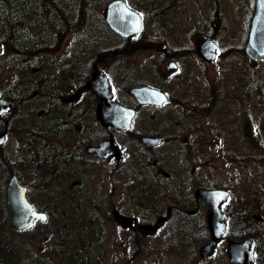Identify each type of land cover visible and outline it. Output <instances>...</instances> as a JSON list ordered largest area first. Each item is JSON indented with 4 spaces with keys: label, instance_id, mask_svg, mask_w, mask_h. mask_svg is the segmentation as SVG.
<instances>
[{
    "label": "rangeland",
    "instance_id": "obj_1",
    "mask_svg": "<svg viewBox=\"0 0 264 264\" xmlns=\"http://www.w3.org/2000/svg\"><path fill=\"white\" fill-rule=\"evenodd\" d=\"M147 1L150 5H144L146 0H128L130 4L134 3L139 8L145 7L143 9L146 10L144 26L134 37L136 38L134 42H141L136 46L145 48L131 56L128 55L127 58H130L128 66L134 68L137 66L136 74H139L137 82L149 81L161 85L173 93L176 102L167 103L152 113L145 111L143 119H151L154 123H150V127H154L161 134L173 137L178 134L180 138L184 134L188 135L189 132H192L191 129L195 128V124L188 120L200 119L199 126L210 152L207 157L204 153L202 157L179 154L176 150L183 149V146L181 140L178 139L153 149L151 154L153 153L154 157L158 154V158L155 157V160L158 167H161L159 169L169 173L173 172L177 174L178 178H183L182 195H187L205 177L207 183L212 180L223 187L238 184L240 186L239 193L236 196L232 195L234 205L240 208L242 197L245 196V192H249L251 196L248 201H243L244 205L242 206H248L253 211H258L254 210L256 208L254 198L259 199L261 205L264 206V196L261 198L255 188L260 189L264 184V59L252 62L244 55L230 53L229 49L210 62L204 61L197 54L188 55V57L182 58L183 70L181 73L165 77L166 79L161 74L166 63L163 59L165 50L161 47L163 43L166 44L170 53L171 51L177 52L176 49L180 47L190 46L193 48L198 39L210 35L213 30L217 31L215 35L220 41L221 50L228 43L239 42L238 38L245 35L243 32L245 17L248 18L246 12L250 11V7V14L253 12L251 2L249 0ZM105 6L104 3L102 6L96 7L95 21L104 17ZM137 10L140 12L139 9ZM155 11H160L161 15L165 13V22L172 26L170 36L163 34L162 29L150 21L154 17ZM213 19L219 21L215 29L212 23ZM220 20L222 24H220ZM67 35L69 36L60 40L61 44L52 45L55 47L60 44L59 49L55 51L58 53L57 56L66 54L67 41L71 40L72 36L80 34L69 33ZM152 37L158 39V49L147 51L153 42ZM99 41L98 43L93 42V48L105 45L104 40ZM111 47L114 48L110 49ZM118 47L116 42L108 39L103 54L98 53L97 49H93L95 57L92 61L90 58V61L100 63L103 59L102 55H104L112 65L101 63L100 67L108 70L112 76L115 74L114 69L119 74V68L123 71L126 61L124 58L117 57L121 55L120 52L131 50V44H125L120 49ZM12 48L15 50L14 46L9 45L8 50ZM107 49H110L111 52H107ZM150 53H152L151 56H149ZM10 57V52L2 49L0 52V85L9 86L16 80V74L13 71L14 62L16 60L20 62L22 59L11 60ZM121 62L122 65H120ZM97 67L99 66L97 65ZM155 67H157V72ZM90 70L91 68L89 72ZM52 73L54 72L52 71ZM183 77L184 79H182ZM167 79L172 80L168 81ZM15 83L24 84L19 79ZM73 85L74 82H67L63 85L62 90H71ZM184 85L191 86L190 93L186 96L181 93ZM31 94L32 90L27 92L25 101H22L26 105L28 119H12L13 125L10 133L3 146L0 147L2 160L0 166L2 162H5L6 166L5 171L0 170V194H3V187L12 173L20 175V179L23 181L28 180V167L24 168L23 166L24 160H26V157L23 156L25 150L30 141L40 144L45 138L39 133L38 127L39 121L45 120L29 118L39 115V106L30 102ZM182 96L187 97L194 104L182 109L179 100V97ZM198 114L200 115L197 118ZM95 131L97 132V129ZM66 144L69 147L67 151L71 152L77 142L68 141ZM43 146L48 145L43 144ZM223 150L227 151L229 155H223ZM203 159L212 161V164H203ZM146 163L148 162L145 160L144 166L147 165ZM192 165L195 166V170L190 175L189 170ZM142 173L145 177L153 176L159 180L163 179V176L157 174L156 168L153 167L143 169ZM80 178L75 177L71 181ZM83 179L82 187L72 186V189L64 197L58 196L56 199L37 197L38 204L52 212L48 225L37 226L33 232L24 233V236L0 229V239H4L10 244L9 249L5 247L6 252L9 253H5V249L0 247V251L3 252L0 255L5 257V260L0 261V264H49L48 260H50V264H152L154 261L156 264H202L198 255L195 254L198 248L191 249V244L196 238L188 242L187 246L184 244L185 247H181L171 240H163V230L151 239L150 237H141L139 250H135L134 243L130 241L133 240L132 229L121 233L116 229V224L109 214L111 201L109 203L107 201L109 197L106 196L108 193L106 189L108 188H95L93 194H83L84 186L87 185L86 178ZM54 183L55 185L50 186L47 190L55 196L60 194L56 191V187L61 183L56 184L57 180ZM189 185L192 189H189ZM159 195L162 196L161 193ZM77 197H86V199L76 203ZM91 197L94 200L90 203ZM117 197H111L113 207H118ZM56 207H61V209L56 210ZM57 212L61 213L57 214ZM259 212L264 213V211ZM198 217L197 214L193 219L199 221ZM87 218L92 220L93 225H86L83 222ZM46 232L54 234L51 239L49 237L43 239ZM126 242H131L133 245L127 248ZM56 244H59L61 248H67V250L58 257H52L58 249Z\"/></svg>",
    "mask_w": 264,
    "mask_h": 264
},
{
    "label": "flooded vegetation",
    "instance_id": "obj_2",
    "mask_svg": "<svg viewBox=\"0 0 264 264\" xmlns=\"http://www.w3.org/2000/svg\"><path fill=\"white\" fill-rule=\"evenodd\" d=\"M155 12L154 17L150 21L162 29L163 34L170 36L172 26L165 22V13L161 15L160 11ZM140 14L143 22V13L141 12ZM212 23L215 29L219 21L213 19ZM220 24H222L221 20ZM216 33L217 31L213 30L209 36L201 38H212L216 44L217 54L221 50L219 49L220 41L215 35ZM136 34L129 37L120 35L113 36V38L106 37L107 41L108 39L117 41V47L120 46L118 49L125 44H131V50L120 52L121 55L117 57L125 59L124 70L121 71L119 68L118 74L117 70L114 69L116 75L113 72V76L108 70L100 67L101 63L112 65L110 60L104 55H102L103 59L100 63L91 62L95 54L87 38L77 39L74 42V50L71 52L67 51L66 54L62 55V57L68 58L66 61H63L60 55L57 56L56 54L58 53L56 52L47 54L53 57L48 64L53 68L54 75L40 79L39 91L37 88H34V92L32 90L31 95L33 97L38 96V100L41 98L42 102L41 108L38 109V117L29 118L45 120L39 121L38 127L42 130L41 133L46 139H51L53 136V139L49 140L46 145L50 146L49 148L51 149L49 151L51 152L60 151V157L57 159V170L63 169L64 171L58 170L47 180L43 176L41 177L37 168L43 160L41 155L47 147L42 148V142L36 144L30 141L23 155L26 157L25 162L29 171L28 180L24 181L27 199L37 211H51L38 204V196L49 199H56L58 196L64 197L72 189V186L82 187L83 178H86L87 185L84 186L83 194H93L95 188H108L106 189L108 191L106 196L109 199H106L108 203L111 201L109 214L116 224V229L121 233H126L127 230L132 229L133 240L130 241L134 243L133 247H135V250H139L141 237H150L151 239L159 231L163 230V240H171L181 247H185L184 244L187 246L188 242L196 238L191 244V249L198 248L195 254L198 255L202 264H210V262H212L211 264H232L229 259L230 244L232 241L244 240L250 241V247L253 251V258L249 264H264V213H255L249 207L238 208L232 202V195H237L236 190L233 193L230 187H223L216 182H212V180L207 183L205 177L194 189L189 185V189L192 190L187 195H182L184 188L183 178H178L177 174L173 172L169 173L159 169L160 167H158V163L155 160V157L158 158V154L154 157L151 151L165 143L167 144L171 140L180 139L183 149H177V153L190 155L192 153L188 146L190 138L188 136L180 138L178 134L174 135V137L161 134L154 127H150L149 124L154 123L151 119H143L145 111L152 113L157 108L176 101H174L173 93L161 87V85L149 81L137 82L139 77V74H136L138 72L137 66L135 68L129 67L130 58H127L129 57L128 55L131 56L133 53L145 48L136 46L137 43H141L134 42ZM246 38V36H240L238 38V40L240 39L239 42L236 43L243 42L244 46ZM152 39L153 42H151L147 51L158 49V39L156 37H152ZM202 39H198L193 48H190V46L180 47L176 49L178 50L177 52L171 51V53L168 52L166 44L163 43L161 45L162 49L165 50L163 59L167 63L169 60L175 61L188 57V55H199V45ZM233 50L230 53L235 55L242 54L238 49ZM191 51L192 53H190ZM227 51L228 47L223 49V53ZM151 55L152 53L149 54V56ZM97 65L108 77L110 83L111 95L108 97L107 102L109 104L116 102L125 108L133 110L129 126L124 131L112 125H104L96 117L97 101L93 92L87 86V82ZM120 65H122V62ZM63 70H65L64 73ZM155 70L157 72V67H155ZM161 74L164 79L173 74L175 76L178 74V68L175 63L169 68L164 66V71ZM172 79L167 80L171 81ZM67 82H74V85L71 90L63 91L62 87ZM142 86L157 89L164 93L167 101L161 105L140 103L132 89ZM0 96L8 99L4 93H0ZM17 112L19 113L18 116H15V108L12 107L11 110L0 115V131L7 129L4 142L13 125L12 119H28L26 117V107H20ZM95 129H97V132ZM144 138H151V143L155 138H158V140H155V144L152 145ZM68 141L77 142L71 152L67 151L69 147L66 143ZM199 143L205 151H208L205 136L201 137ZM102 144H106L103 149L100 148ZM145 160L148 163L144 166ZM148 167L156 168L157 174H161L163 179L159 180V178L153 176L145 177L142 171ZM194 170L195 166L192 165L189 174H193ZM75 177L81 178L71 181ZM56 180V184L61 183L56 187V191L60 192V194L54 196L47 189L50 186H54V181ZM186 183L188 184V182ZM177 187L180 189H176ZM61 189L63 190L61 191ZM199 189L225 190L228 192L227 198L221 203V212L225 216L224 231L214 244L212 251L205 256L200 255V249L212 238L207 221L210 207L206 198L197 194L196 191ZM174 190H176L178 195L169 197L168 193L173 194ZM159 193L162 194L161 197ZM115 196H118V207H113L112 204L111 197ZM85 199L86 197H77L76 203L79 200L85 201ZM93 200L94 198L91 197L90 203ZM58 209H61V207H56V210ZM60 213L57 212V214ZM197 214L199 221L193 219ZM118 216L131 218V221L125 220V222H121L118 220ZM6 229L8 233H16L10 228ZM131 242H126L127 248L133 245ZM120 243L122 244V242ZM52 257L54 256L52 255ZM4 260L5 258L0 255V261ZM48 263L50 264V260H48Z\"/></svg>",
    "mask_w": 264,
    "mask_h": 264
},
{
    "label": "trees",
    "instance_id": "obj_3",
    "mask_svg": "<svg viewBox=\"0 0 264 264\" xmlns=\"http://www.w3.org/2000/svg\"><path fill=\"white\" fill-rule=\"evenodd\" d=\"M0 2L4 4L5 10V12L0 15V41L3 50L10 52L11 60L18 58L22 59L20 62L17 60L14 62L13 71L16 74V80L19 79L24 84H17L15 80V82L12 83L9 93L10 98L12 97L11 99L15 103H18L17 101H23L29 90L34 88L38 90V85H41L40 79L52 75L51 69L53 68L48 62H50L53 57L47 54L58 50L60 44L55 47H52V45L59 43L67 34L74 33L78 31L77 29L79 28V34L86 36L90 43H98L100 42L99 40H104V46L91 48L97 49L101 54H103V49L106 47V35H112L108 29H106L103 18H100L99 21H95V9L98 6H102L104 0H24L21 3L16 2V0H0ZM144 5H150V3L146 0ZM73 7L74 11L72 12ZM14 19H18L22 22L21 24L26 33L25 35L16 34L18 28L13 24V21H11ZM2 20L5 21V23L1 25ZM25 36L28 38L29 51L26 48L16 49L17 45L15 44L22 45ZM9 45L14 46L15 50L13 48L8 50ZM110 49L106 51L111 52ZM43 88H45V86H43ZM41 102V98L39 100L33 99V103L39 106L38 109L41 108ZM23 105L24 103L21 107ZM25 107L26 106L22 108ZM51 139H53V136ZM34 143L38 144L36 141H34ZM34 147L36 146L34 145ZM45 147L47 148H45L41 155L43 160L37 169L41 177L43 176V178L47 180L51 175H54L60 170H57V159L60 157V151L51 152L49 151L51 149L49 148L50 146ZM42 148H44V146H42ZM0 170L5 171L6 169L0 167ZM60 171L63 172L64 170L62 169ZM176 189L179 190L180 188L177 187ZM175 195H178L176 190L173 191V194L168 193L169 197ZM243 199L248 201L249 196L245 194L240 203H243ZM256 202L258 203V200H256ZM256 206V209L263 211V207L260 204H256ZM246 208L248 207L246 206ZM50 215L52 216V214H49L47 225L51 219ZM87 220L88 218L83 221L86 225ZM54 234H56L55 231ZM54 234L52 233V235ZM6 251L5 249V253H9Z\"/></svg>",
    "mask_w": 264,
    "mask_h": 264
},
{
    "label": "water",
    "instance_id": "obj_4",
    "mask_svg": "<svg viewBox=\"0 0 264 264\" xmlns=\"http://www.w3.org/2000/svg\"><path fill=\"white\" fill-rule=\"evenodd\" d=\"M106 20L114 31L124 36H129L136 32L140 25L138 14L128 8L123 0H112L109 2L106 8ZM245 51L254 60L264 57V0H256L255 2V12L251 20ZM200 52L206 59H212L214 56L213 43L210 40L204 41L201 44ZM169 65L173 66L174 64L170 63ZM87 86L94 92L97 101V118L100 119L101 123L112 125L122 131L126 130L132 118L133 110L125 108L116 102L110 104L107 102L110 96V87L104 74L94 70L87 82ZM132 92H134L140 103L161 104L166 101V96L162 92L146 86L132 89ZM9 107V102L0 99V112ZM4 132L0 133V143ZM150 139L146 138L145 140L150 142ZM155 140H158V138L153 139L152 143H150L155 144ZM105 147L106 144L100 146L101 149ZM196 192L206 198L210 207L207 221L212 238L200 250V254L205 256L211 252L215 242L220 238L224 230L225 216L220 211V204L225 199L227 192L203 189H199ZM6 202L10 209L8 223L13 229H26L32 225L34 219L44 221L46 218L44 213L33 210L25 198L24 187L18 183L15 176L8 182ZM118 220L130 222L131 218L118 216ZM249 246V241L232 242L229 247L231 263L247 264L252 257V251Z\"/></svg>",
    "mask_w": 264,
    "mask_h": 264
},
{
    "label": "bare ground",
    "instance_id": "obj_5",
    "mask_svg": "<svg viewBox=\"0 0 264 264\" xmlns=\"http://www.w3.org/2000/svg\"><path fill=\"white\" fill-rule=\"evenodd\" d=\"M24 1V0H23ZM22 0H16V2H18V3H21V2H23ZM74 11V7L72 8V12ZM3 12H5V10H4V4L3 3H1L0 2V15H2L1 13H3ZM15 16V15H14ZM11 21H13V24H15L16 25V27L18 28V30H17V32H16V34L17 35H25L26 33H25V31H24V29H23V27H22V22L20 21V20H18V19H14V20H11ZM5 23V21H1V25L2 24H4ZM16 28V29H17ZM60 43V42H59ZM15 45H17L16 46V49H23V48H26L27 50H29L30 49V47H29V44H28V38L25 36V38L23 39V42H22V45H18V44H15Z\"/></svg>",
    "mask_w": 264,
    "mask_h": 264
},
{
    "label": "snow or ice",
    "instance_id": "obj_6",
    "mask_svg": "<svg viewBox=\"0 0 264 264\" xmlns=\"http://www.w3.org/2000/svg\"><path fill=\"white\" fill-rule=\"evenodd\" d=\"M42 218V217H41Z\"/></svg>",
    "mask_w": 264,
    "mask_h": 264
}]
</instances>
